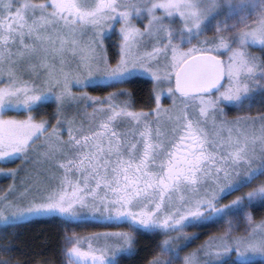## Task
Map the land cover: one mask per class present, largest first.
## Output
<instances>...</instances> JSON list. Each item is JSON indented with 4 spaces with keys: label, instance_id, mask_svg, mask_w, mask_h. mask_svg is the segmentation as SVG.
<instances>
[{
    "label": "snow or ice",
    "instance_id": "obj_1",
    "mask_svg": "<svg viewBox=\"0 0 264 264\" xmlns=\"http://www.w3.org/2000/svg\"><path fill=\"white\" fill-rule=\"evenodd\" d=\"M0 177V264H51L15 246L37 218L63 223L61 264L140 235L146 264H264V0H0Z\"/></svg>",
    "mask_w": 264,
    "mask_h": 264
},
{
    "label": "trees",
    "instance_id": "obj_2",
    "mask_svg": "<svg viewBox=\"0 0 264 264\" xmlns=\"http://www.w3.org/2000/svg\"><path fill=\"white\" fill-rule=\"evenodd\" d=\"M115 55L116 52H114V56L112 54L113 57H115ZM113 62H115V59H113ZM124 87L127 89H125ZM123 88L129 92L134 93L137 101L141 102L147 99V95L150 91L151 85L147 82H138L134 84H125ZM109 89L112 91L117 90L111 88ZM90 92L92 93V96L107 95L105 94L106 91L96 90ZM45 110L50 111L51 109ZM255 215L257 220L264 218V212L256 213ZM84 226H86L85 223L80 224L79 226H73L72 230L76 231L81 236H87L85 234H87L88 232H92V230L95 232L103 228L101 225L93 223L92 228L89 230H85ZM209 230L210 229H198L195 231L198 232L200 236L205 235L206 238L207 235L205 233ZM64 231L65 227L63 223L58 219L53 218L34 219L26 224H23L17 228L19 236L15 246L19 250L18 254L22 255V257L25 259L37 261L46 259L50 261L51 264H61L62 257L59 255V249ZM192 234L190 233L188 235L191 236ZM137 240L138 255L133 258H123L121 264H146V259H151L150 252L153 247L154 238L149 235H140L137 237ZM184 253L186 255L189 252Z\"/></svg>",
    "mask_w": 264,
    "mask_h": 264
},
{
    "label": "rangeland",
    "instance_id": "obj_3",
    "mask_svg": "<svg viewBox=\"0 0 264 264\" xmlns=\"http://www.w3.org/2000/svg\"><path fill=\"white\" fill-rule=\"evenodd\" d=\"M116 43V40H115V38H113V40L112 41H109V44H115ZM117 50H115V49H111L110 48V50H109V56L110 57H113L114 56V52H116ZM112 54H113V56H112ZM113 62V61H112ZM113 63H115V62H113ZM125 88V87H124ZM125 89H127V88H125ZM124 89V90H125ZM108 91H112V90H108ZM107 92V91H106ZM105 92V94H107ZM89 94L90 95H92V93L91 92H89ZM104 94V95H105ZM165 107H167V104H165ZM235 116H236V113L235 112H233L232 113V115H230L229 116V119H233V118H235ZM17 163H18V161H17ZM17 166V164H10V165H8V167H12V168H14V167H16ZM9 183H11V181L10 180H8V179H6V178H4V177H0V188H5V187H7V185L9 184ZM261 213V212H260ZM37 219H40V218H37ZM34 220V219H33ZM86 224V226H84V229L85 230H89V229H91L92 228V222H88V223H85ZM94 224V223H93ZM103 227V226H102ZM117 229H113V228H105V227H103V228H101V229H99V230H97V231H93L92 230V232H88L87 234H85V235H87V236H89V235H92V234H94V233H100V232H105V231H116ZM121 230H126V229H121ZM195 230H198V229H189L188 231H187V235L188 234H192V233H195L196 231ZM202 230H204V229H202ZM191 231V232H190ZM193 231H195V232H193ZM197 233V232H196ZM207 234V236H206V238H205V235L204 236H200V239H198V240H196V241H194L189 247H187L186 249H185V252H189V253H191V252H194L201 244H203L204 243V241L205 240H207L208 239V236L209 235H222L223 234V232H222V230H220L219 228H216V229H210L208 232H206ZM201 240H203V241H201ZM182 256H183V253L181 254ZM184 255H185V253H184Z\"/></svg>",
    "mask_w": 264,
    "mask_h": 264
}]
</instances>
